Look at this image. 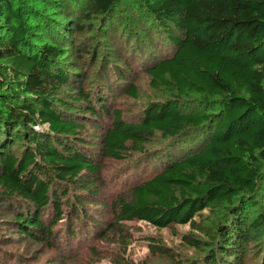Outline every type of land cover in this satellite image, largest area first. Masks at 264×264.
I'll return each instance as SVG.
<instances>
[{"label":"trees","instance_id":"16d2710c","mask_svg":"<svg viewBox=\"0 0 264 264\" xmlns=\"http://www.w3.org/2000/svg\"><path fill=\"white\" fill-rule=\"evenodd\" d=\"M16 1L0 0V205L9 207L17 239L51 237L69 187L97 173L76 142L85 116L104 114L111 119L100 139L104 158L140 152L155 133L184 146L132 186L130 201L115 200L118 224L137 220L163 229L219 209L224 223L215 226L217 243L205 264H242L250 230L264 226V215L248 223L245 214L257 207V195L264 199V0H134L172 47L147 69L150 85L176 96L149 107L138 124L109 112L101 92L84 94L76 76L72 101L53 98L69 78L62 50L28 39L27 5ZM82 1L84 18L110 14L115 2ZM134 93L130 85L126 94ZM189 94L211 99L207 111L182 107L179 98ZM48 207L46 226L40 215Z\"/></svg>","mask_w":264,"mask_h":264},{"label":"rangeland","instance_id":"374dc122","mask_svg":"<svg viewBox=\"0 0 264 264\" xmlns=\"http://www.w3.org/2000/svg\"><path fill=\"white\" fill-rule=\"evenodd\" d=\"M18 1L16 6L27 5L24 12L29 14L24 15V21L28 39L36 46L62 50L59 61L69 78L54 95L55 100L67 104L76 97L71 93L75 83L70 78L76 76L84 94L93 98L101 92L109 112L118 110L126 123L138 124L149 107L176 97L150 85L147 69L169 57L172 47L134 0H114L110 14L89 18H84L82 0ZM72 6L79 7L72 10ZM79 26L81 30L75 29ZM130 85L135 86L134 96L126 94ZM179 99L190 111L206 112L212 102L196 94ZM85 118L76 144L87 150L97 173L83 174L69 187L62 217L46 241L18 240L10 224L9 207L0 205V264H205L217 243L215 226L224 223L219 209L203 211L192 224L159 229L137 220L118 224L113 208L118 197L130 201L132 186L160 172L169 154L181 152L184 146L175 148L176 141L155 133L140 152H129L119 160L104 158L100 139L111 119L104 114ZM92 182L94 185L85 190ZM256 201L257 207L245 213L248 223L264 215V199L257 195ZM51 219L48 207L40 221L47 226ZM69 224L73 225L71 233L67 231ZM243 248L242 264H264V226L250 230Z\"/></svg>","mask_w":264,"mask_h":264}]
</instances>
